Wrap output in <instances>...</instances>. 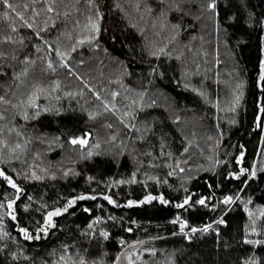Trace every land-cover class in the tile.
Wrapping results in <instances>:
<instances>
[{
    "label": "trees",
    "instance_id": "obj_1",
    "mask_svg": "<svg viewBox=\"0 0 264 264\" xmlns=\"http://www.w3.org/2000/svg\"><path fill=\"white\" fill-rule=\"evenodd\" d=\"M205 2L9 0L10 9L0 0V53H7L0 55V96L10 102L0 101L5 114L0 118V128H4L0 135L8 140L0 149L10 161L0 167L24 189L15 205L18 219L0 215L4 221L0 227L7 233L0 234V264H56L65 253L73 259L84 256L89 264L93 260L113 264L117 254V264H129V253L134 264H173V258L174 264H242V258L253 253L264 256L261 245L241 242L244 225L251 219L245 204L257 226L264 228L260 215L264 210V119L260 127L255 126L264 104L260 87L264 82L259 79L264 57V24L259 21L264 18V0H217L215 13L201 7ZM48 3H53L54 12H48ZM250 13L255 14L254 24L248 22ZM89 16H102L101 30L95 41L80 44L81 36L94 34L88 29ZM37 31L40 36L35 35ZM5 36L12 39L4 40ZM159 48L165 52L159 57L151 55ZM57 49L69 53L65 59L70 67L61 64ZM49 59L55 71L48 68ZM56 80L59 88L54 86ZM37 84L47 89L36 101L41 114L34 116L36 109L31 106L32 118L25 120L19 113ZM114 92L118 94L113 96ZM238 92L243 93L242 99L233 104ZM45 107L52 110L44 112ZM90 111L98 114L90 117ZM133 124L134 128L129 127ZM8 128L14 130L8 132ZM88 133L89 143L83 148L69 141L70 136ZM25 139L26 148L15 153L19 159L11 160L10 147ZM97 142L99 147L93 148ZM90 148L92 155L88 156ZM241 151L245 155L238 162ZM253 164L256 176H229L240 167L251 170ZM33 168L46 178L29 181L16 175L17 171L30 174ZM64 168L72 171L65 174ZM173 170L176 175L171 174ZM89 176L95 179L89 181ZM121 180L124 183H114ZM241 189L244 199L234 200L224 213L228 223L216 225L219 235L213 227L191 233L189 240L174 223L179 214L199 228L223 211L222 205L213 211L192 207V202L178 208L186 194L191 193L193 201L200 195L212 196L209 202L216 203L224 194L235 195ZM81 192L93 193L94 198L78 200L67 213L54 217L50 235L27 240L19 234L18 223L34 232L42 220L37 201L62 206L66 197ZM95 193H108L117 203ZM149 193L153 197L163 193L170 203L159 199L126 203L142 200ZM14 195L0 178V201ZM25 204L32 206L26 209ZM96 216L104 219L92 228ZM100 228L109 231L108 238L99 234ZM249 238L264 239V233H249ZM64 244L69 248L64 249ZM13 252L18 259L12 257Z\"/></svg>",
    "mask_w": 264,
    "mask_h": 264
},
{
    "label": "snow or ice",
    "instance_id": "obj_2",
    "mask_svg": "<svg viewBox=\"0 0 264 264\" xmlns=\"http://www.w3.org/2000/svg\"><path fill=\"white\" fill-rule=\"evenodd\" d=\"M89 3H91V0H89ZM4 4L7 5L8 8H13V5L11 3H9V0H4ZM173 7H179V4L173 3L172 4ZM25 7H28V5H25ZM115 7L120 8L119 4H116ZM137 8H139V3H137L136 5ZM201 7L205 10V11H209L211 13H215L216 9H217V0H206L205 3H203L201 5ZM46 8L48 10V12H54L55 8L53 7V3H48L46 5ZM151 6H148V9L150 11ZM38 14V13H37ZM5 16H7V12L4 13ZM17 15L21 17V19H24L23 13L17 12ZM255 16L254 13H250L249 17H248V22L250 24H254L256 23V21L253 19V17ZM102 18V16L98 17L97 19H93L91 16L88 17V29L90 33H94V34H89L86 36H81L78 40V43L82 44L85 42H92L95 41L97 36L100 33V23H99V19ZM234 18V17H232ZM33 19H35V16H33ZM261 24H264V18H261L259 21ZM25 23H27V21H25ZM53 23H55V21H53ZM13 28L16 27L15 24L12 25ZM28 27H34L33 24H28ZM45 28L48 27V24L45 23L44 25ZM174 28L178 27V25H173ZM36 36H40V32L37 31L35 33ZM12 39L11 36H5L4 40H10ZM21 40H23V37H21ZM45 44H47V41H45ZM49 48H51V45H48ZM75 47V46H74ZM74 50V48H73ZM165 52L164 48H159L156 51H152L151 55L159 57L162 53ZM57 54L60 56V60H61V64L62 65H67L68 67H70V65H68L67 60L65 59V57H67L69 55L68 52H63L61 53L58 49H57ZM0 55H7V53H0ZM168 55H171V53H168ZM29 57H25V60H29ZM81 63H83V61H81ZM47 66L49 69H51L52 71H55V65L53 64V61L51 59L47 60ZM260 73H259V79L260 81L264 82V57L261 58L260 60ZM156 68L151 69L152 72H156ZM0 71H2V69H0ZM25 72H27V69L24 70ZM74 71V70H73ZM70 75L72 74L71 72L69 73ZM163 73H161L162 75ZM17 76L21 75V74H16ZM54 86L56 88L60 87V81L56 80L54 82ZM190 86V85H188ZM260 87L262 89H264V83H261ZM197 91H200L199 89H196ZM47 92V89L43 88L41 85L37 84L33 90V92L29 95L27 102L24 104L23 108L20 111V115H22L24 117L25 120H29L32 118V116L29 113V107L34 106L35 107V112H34V116L38 117L41 114V110H40V106L39 104L36 103L37 101V97L43 93ZM118 93H112L113 96L117 95ZM203 95V93H201ZM97 96H99V93H96ZM242 92H238L236 94V98L233 101V104H238L240 102V100L242 99ZM0 101H3L5 103H10L9 101H7L5 99V97L0 96ZM105 103L107 104L108 102L105 101ZM217 106H219L217 104ZM15 107H20V105H15ZM109 107H113V105H109ZM52 109L45 107L43 109L44 112H49ZM233 111L235 110L234 108L232 109ZM60 111H63V109H60ZM98 113L96 112H89L88 115L90 117H95ZM261 114H264V104L261 105L260 107V113L257 114V121L258 123H256V127H260L259 121L261 119H264V116H261ZM4 112L0 111V118L4 117ZM121 119H123V117H121ZM177 120L180 119L179 116L176 117ZM232 123H235L236 121L233 120L231 121ZM129 127H135V125H129ZM14 129L13 128H8L7 131L8 132H12ZM17 131V135H23L22 132H19V130ZM4 132V128H0V133ZM88 135H90V133L86 134V135H80V136H70L69 137V141L71 142V144L76 145L79 144L81 148H83L85 145H87L89 143L88 140ZM112 139H115V137H112ZM140 139H143V136L140 137ZM54 140L49 141V143H54ZM261 143L264 144V136H261ZM28 144V140L25 139L23 143L17 141L15 146L10 147L9 153H10V158L11 160H15V159H19V157L17 155H15V153L17 152V150L23 151L26 146ZM0 145H4L7 146L8 145V140L5 139L2 135H0ZM99 147V142H97L96 145H93V148H98ZM243 147V146H241ZM50 150V149H49ZM185 151H187V149H185ZM161 152L163 153V149H161ZM83 155V153H81ZM87 155L91 156L92 155V149H88L87 151ZM168 155H171V153H168ZM245 153L243 151H241L239 153V155L236 156V160L242 161V159L244 158ZM209 159L211 160L212 157H209ZM10 161L8 159H6L5 153L2 151V149H0V164H5V163H9ZM216 163H220V161H216ZM214 170V169H213ZM42 171H44L47 175L49 176H56V172H50L48 171V169H43ZM65 174H68L69 172H71V169L68 168H64L63 169ZM183 171V169H181V172ZM172 175H176L175 170H173L171 172ZM242 174H248L251 177L256 176V169H255V164H253V167L251 170H249L248 168L245 167H240L239 171H233L229 173V176H233V177H240ZM17 176H22L24 179L29 180V181H33V180H39V181H43L46 176L45 175H39L37 174L36 170L33 168L30 171V174L28 172H24L21 173L19 171L16 172ZM133 176H135V173L133 174ZM0 178H3L4 181H6L7 185L11 186V188L14 190V198L11 199H5L3 201H0V209H4L3 212H0V215H7L8 217H11L12 220H17V215H16V202L17 199L21 196V193L24 191L23 187L18 184L16 182V180L13 178L12 175H9L8 172L5 171V169L3 167H0ZM89 181L94 180V177L89 176ZM149 179L152 180H157L158 178L155 176H151L149 177ZM183 179L188 180L191 179L190 176H185L183 177ZM114 183H124L123 180L121 181H114ZM248 181L244 180V184H247ZM243 189H241L239 192H237L235 195L233 194H224L220 199L217 200L216 203H210L209 201L212 200V196H204V195H200L198 200H194L193 201V196L191 193L186 194L183 198V200L179 201L177 204L178 208H184L185 206H189L190 202L192 207H196V206H203V207H209L211 208L213 211H219L220 210V206H223V211L221 212V215H219L217 217L216 220L214 221H210L208 223H204L202 225L199 226V228L196 225H190L189 220L187 219H183L179 214H177L174 217V223H178L180 226V231L181 232H186L187 235V239L191 240L193 237L191 235V233H196L198 230L199 231H203V232H207L210 229H212L213 227H215V231L216 233L219 235L220 233V228L216 227V225L221 224V225H226L228 223V221L225 219L224 213H226L232 206L233 201L236 199L239 200H243L244 197L242 195H240V192H242ZM5 197L8 196V193H4ZM96 196L98 195H104L106 200L109 201L112 204L117 203V201L115 199H113L112 195L108 194V193H95ZM85 198H94V194L93 193H89V192H81L79 193V195H73V196H68L66 197V202L62 205V206H55V207H50L47 203H42L41 201H37V204H39V208L38 211L41 213L42 215V220L38 221V226L35 228L34 232L33 230L30 229V227L28 226H22L19 223L17 224V228L19 231V234L24 236L27 240H39L41 239L42 236H48L50 235L49 229L51 227H53L56 224V220L54 219V217H58L60 214L62 213H67L70 210V207L72 205H76L78 200H84ZM33 197L29 196V200H32ZM153 199H159L160 201H162L164 204H169L170 201L168 199L165 198V196L163 195V193H161L158 197H153V195L151 193H149L148 195H146L142 200H135V199H129L126 203L128 205H138V204H142L145 201H149V200H153ZM248 200L251 201L252 197L249 196ZM31 204H25L23 205L24 208H29L31 207ZM262 209H264V206H261ZM88 212H91L92 209L90 208H86L85 209ZM245 211L248 212L249 217H251L249 223H246L244 225V235L241 237V242L247 245H261L262 247H264V239H250L249 238V233H264V228L257 226V220L254 217L252 210L248 207L247 204H245ZM260 215L262 217H264V210L261 211ZM104 219V217L102 216H96L94 217V222L90 224V227L95 228V223H98L100 221H102ZM112 219H115V217H112ZM4 223L3 220H0V226H2ZM99 232V234L103 237V238H108L110 233L106 228H100L97 230ZM129 231H131V229H129ZM0 234L2 235H7L6 232L3 231V228L0 227ZM120 243L124 244V240L123 238H120ZM133 243H136L135 241ZM64 249H68L69 245L68 244H64L63 245ZM145 251L148 252H152L155 253L156 249L155 248H147L145 249ZM20 253H23V249L20 250ZM12 257L15 259H18V253L17 252H13ZM139 258V256H138ZM120 259V255L117 254L116 257V261L113 262V264H117V262ZM128 259H129V264H134V262L131 260V254H128ZM56 264H89V261L87 260L86 257L84 256H80L78 259H73L72 255L70 253H65L64 255H61L59 257V259L57 260ZM91 264H98V262L96 260L91 261ZM99 264H103V261H100ZM173 264H174V258H173ZM242 264H264V256H256L255 253H253L252 255L246 256L244 258H242Z\"/></svg>",
    "mask_w": 264,
    "mask_h": 264
},
{
    "label": "rangeland",
    "instance_id": "obj_3",
    "mask_svg": "<svg viewBox=\"0 0 264 264\" xmlns=\"http://www.w3.org/2000/svg\"><path fill=\"white\" fill-rule=\"evenodd\" d=\"M263 134H264V132H263ZM104 141H102V143H103ZM179 230H180V226H179ZM186 232H187V230H186ZM186 232H184V233H186Z\"/></svg>",
    "mask_w": 264,
    "mask_h": 264
}]
</instances>
